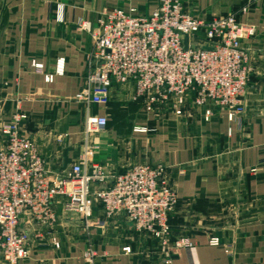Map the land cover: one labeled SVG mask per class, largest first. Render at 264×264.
<instances>
[{
    "label": "crops",
    "instance_id": "0c3cea01",
    "mask_svg": "<svg viewBox=\"0 0 264 264\" xmlns=\"http://www.w3.org/2000/svg\"><path fill=\"white\" fill-rule=\"evenodd\" d=\"M155 2L0 0L1 120L8 119L20 100L29 116L24 132L38 139L55 172L64 173L77 159L88 116L75 97L94 41L78 23H95L116 9L148 15ZM182 2L188 13L206 22L235 15L257 30L243 42L254 73L243 98L242 128L225 112L206 119L205 109L194 107L148 116L140 103L131 101L129 89L116 87L108 107L91 108L109 119L107 131L93 139L100 147L96 159L118 172L142 163L166 166L180 201L170 219L173 237H188L196 246L193 257L182 250L172 264H264V0ZM244 7L249 8L245 13ZM34 63L43 65L42 72ZM48 75L53 82L46 81ZM57 211L60 223L53 234L21 264H91L85 257L90 250L97 252L92 264H164L158 242L136 232L123 215L87 229L60 206ZM95 218L105 219L100 210ZM213 238L221 244L210 245Z\"/></svg>",
    "mask_w": 264,
    "mask_h": 264
},
{
    "label": "built area",
    "instance_id": "2783aa9c",
    "mask_svg": "<svg viewBox=\"0 0 264 264\" xmlns=\"http://www.w3.org/2000/svg\"><path fill=\"white\" fill-rule=\"evenodd\" d=\"M155 4L148 15L116 9L95 23H78L94 41L86 56L84 84L75 97L88 116L78 157L64 173L51 168L38 139L24 132L29 116L22 102L16 101L8 119L1 120L5 100L0 98V264L29 260L34 247L59 225V206L87 229L125 216L136 232L158 242L164 264H172L182 250L193 257V241L173 237L170 219L180 201L166 166L142 163L118 172L99 162L100 147L93 139L107 131L109 119L91 108L108 107L117 87L129 89L131 101L140 103L148 116L194 107L205 109L206 119L225 112L242 128L243 98L254 73L243 42L257 30L235 15L206 22L188 13L182 0ZM34 68L42 72L43 65L34 63ZM53 79L46 76L48 83ZM98 210L104 220L95 218ZM52 241L59 249L56 236ZM220 244L219 238L210 240L212 246ZM95 256L96 251H88L86 261L92 264Z\"/></svg>",
    "mask_w": 264,
    "mask_h": 264
},
{
    "label": "water",
    "instance_id": "95a60500",
    "mask_svg": "<svg viewBox=\"0 0 264 264\" xmlns=\"http://www.w3.org/2000/svg\"><path fill=\"white\" fill-rule=\"evenodd\" d=\"M185 45L187 46L188 45V39H186L185 41ZM204 49H208L207 47H204Z\"/></svg>",
    "mask_w": 264,
    "mask_h": 264
},
{
    "label": "rangeland",
    "instance_id": "374dc122",
    "mask_svg": "<svg viewBox=\"0 0 264 264\" xmlns=\"http://www.w3.org/2000/svg\"><path fill=\"white\" fill-rule=\"evenodd\" d=\"M157 250H158V249H157ZM153 257H154V255H153V256H151V259H150L151 261H154V258H153Z\"/></svg>",
    "mask_w": 264,
    "mask_h": 264
}]
</instances>
